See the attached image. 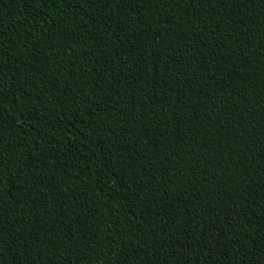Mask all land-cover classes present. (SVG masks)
Masks as SVG:
<instances>
[{"label":"trees","instance_id":"16d2710c","mask_svg":"<svg viewBox=\"0 0 264 264\" xmlns=\"http://www.w3.org/2000/svg\"><path fill=\"white\" fill-rule=\"evenodd\" d=\"M95 7L0 0V264H264V0Z\"/></svg>","mask_w":264,"mask_h":264},{"label":"snow or ice","instance_id":"6c2138e0","mask_svg":"<svg viewBox=\"0 0 264 264\" xmlns=\"http://www.w3.org/2000/svg\"><path fill=\"white\" fill-rule=\"evenodd\" d=\"M42 2L47 3V2H51L53 4H55L57 2V0H42ZM61 3H66L69 6L72 5L73 0H60ZM129 2V0H75V4L78 6H83L84 4L87 5H95V9L94 11H99L101 13V18L103 17L104 14V10L106 8H108L110 5H112L113 3H115L117 8H122V6H126V4ZM166 2H171V0H156V3L159 4H163ZM176 2H179V0H176ZM197 0H191V3L193 5V7H195ZM219 2L221 4L227 3L228 0H219ZM113 11H115V9H113ZM120 13H117V15H119ZM195 14V12L193 13ZM107 18L110 20L112 19V12L108 13ZM111 26V25H108ZM0 55H2V50H0ZM7 62L0 60V108H3V79H4V75H3V68L5 66ZM24 83H27V81H25ZM4 110L6 111V108H4ZM0 140H2V136H0ZM3 162L2 157H0V163ZM177 219H180L179 215H177ZM176 221L174 220L173 223H175ZM177 231L179 230V228L176 229ZM187 242V241H186ZM6 243V241H3L2 239H0V244Z\"/></svg>","mask_w":264,"mask_h":264}]
</instances>
